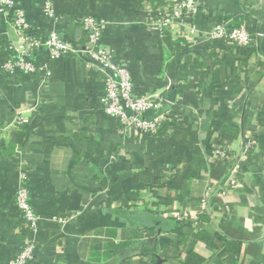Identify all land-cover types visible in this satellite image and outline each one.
<instances>
[{
	"label": "crops",
	"instance_id": "obj_1",
	"mask_svg": "<svg viewBox=\"0 0 264 264\" xmlns=\"http://www.w3.org/2000/svg\"><path fill=\"white\" fill-rule=\"evenodd\" d=\"M167 1L0 2V264L30 240L26 264H187L189 251L194 264H230L233 243L236 264H264V0H196L194 17L159 31L153 12ZM87 15L136 92L162 99L157 131L124 138L103 112L106 72L86 52ZM222 20L255 41L210 38ZM52 33L67 46L57 58L24 42Z\"/></svg>",
	"mask_w": 264,
	"mask_h": 264
},
{
	"label": "built area",
	"instance_id": "obj_2",
	"mask_svg": "<svg viewBox=\"0 0 264 264\" xmlns=\"http://www.w3.org/2000/svg\"><path fill=\"white\" fill-rule=\"evenodd\" d=\"M0 2L7 7L13 4V0H0ZM150 9L154 10L152 7ZM156 9L158 11L153 14L157 16V20L153 26L154 29L162 31L165 28L173 29L175 26L183 25L187 18L194 17L198 12V2L196 0H170L164 6L156 7ZM14 17L15 25L21 30V33L26 32L28 27L24 13L17 10ZM81 22L86 33V52L106 72L104 93L101 98L103 112L117 122L119 132L124 138H130L138 133L150 134L157 131L167 118L166 114L156 115L162 99L157 95L136 92L128 67L123 62L116 60L111 52L102 46L103 23L100 20L87 15L82 18ZM255 35L248 32L245 24L232 26L225 20L215 23L209 32L210 38L230 42L236 47L251 45L255 41ZM257 35L260 36L261 33H257ZM24 42L30 48L46 44L52 59L64 55L67 50L62 39L53 33L44 43L41 39L32 36L25 38ZM16 64L26 68L27 71L33 70V63L27 62V60H22V62L9 60L5 63V67L11 69ZM148 111H153L152 115L147 114ZM1 129L0 127V133ZM215 156H224L221 147L216 148ZM16 202L24 219L25 227L30 233H34L37 228V215L33 211L24 189L17 191ZM33 250V241L25 242L19 253L10 260V264H26L33 257Z\"/></svg>",
	"mask_w": 264,
	"mask_h": 264
},
{
	"label": "trees",
	"instance_id": "obj_3",
	"mask_svg": "<svg viewBox=\"0 0 264 264\" xmlns=\"http://www.w3.org/2000/svg\"><path fill=\"white\" fill-rule=\"evenodd\" d=\"M175 249H177V251L179 253V250H180V241L177 243V246H176ZM228 250H230V251H228L229 254L232 253L231 258H228V259H230L228 261V263H230V264H236V259H237V255H238V251H239V245L233 243L232 246L228 248ZM234 255H235V258L233 257ZM195 258H196V256H194V254L189 251V253L187 255V258H186L187 264H194L193 263V260Z\"/></svg>",
	"mask_w": 264,
	"mask_h": 264
},
{
	"label": "water",
	"instance_id": "obj_4",
	"mask_svg": "<svg viewBox=\"0 0 264 264\" xmlns=\"http://www.w3.org/2000/svg\"><path fill=\"white\" fill-rule=\"evenodd\" d=\"M264 233V232H263ZM155 264H166L165 260L161 259V258H157Z\"/></svg>",
	"mask_w": 264,
	"mask_h": 264
}]
</instances>
